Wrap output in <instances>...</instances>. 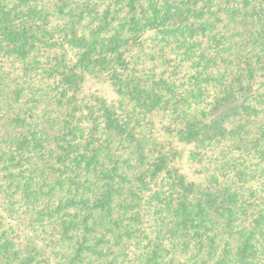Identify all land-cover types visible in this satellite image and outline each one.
Masks as SVG:
<instances>
[{
	"label": "trees",
	"instance_id": "16d2710c",
	"mask_svg": "<svg viewBox=\"0 0 264 264\" xmlns=\"http://www.w3.org/2000/svg\"><path fill=\"white\" fill-rule=\"evenodd\" d=\"M0 264H264V0H0Z\"/></svg>",
	"mask_w": 264,
	"mask_h": 264
}]
</instances>
